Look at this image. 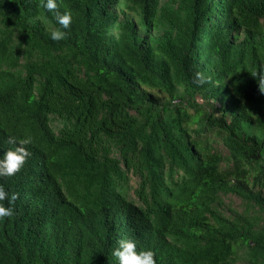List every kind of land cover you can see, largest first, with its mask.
<instances>
[{"label": "trees", "instance_id": "1", "mask_svg": "<svg viewBox=\"0 0 264 264\" xmlns=\"http://www.w3.org/2000/svg\"><path fill=\"white\" fill-rule=\"evenodd\" d=\"M57 3L0 0V264H264V0Z\"/></svg>", "mask_w": 264, "mask_h": 264}, {"label": "clouds", "instance_id": "2", "mask_svg": "<svg viewBox=\"0 0 264 264\" xmlns=\"http://www.w3.org/2000/svg\"><path fill=\"white\" fill-rule=\"evenodd\" d=\"M43 7L49 11L57 10V0H42ZM54 18L62 28H57L51 33L53 40H63L68 33L63 29L69 28L72 23L73 15L70 10L63 12L55 11ZM264 79V77H262ZM207 80L203 71H197L192 80L194 84L203 85ZM12 147L0 155V177H11L18 173L28 161L31 152L26 145L31 143V137L16 140L14 137L9 138ZM19 193L13 192L9 195L4 184H0V219L11 217L14 215V207L12 206L18 198ZM7 199L8 205L3 201ZM113 256L116 258L117 264H156V253L151 248L138 249L137 241L132 238H120L117 240L112 250Z\"/></svg>", "mask_w": 264, "mask_h": 264}, {"label": "rangeland", "instance_id": "3", "mask_svg": "<svg viewBox=\"0 0 264 264\" xmlns=\"http://www.w3.org/2000/svg\"><path fill=\"white\" fill-rule=\"evenodd\" d=\"M164 1H167V0H160L161 3L164 2ZM215 142L216 143H214V146L223 154V156H226L227 151L225 150V148L221 145L220 142H217V141H215ZM222 165H224V164H222ZM224 201H225L224 209L226 208L225 207L226 205L234 207V204L236 205L237 203H239V201L236 200L235 197L231 196V195H228V196L224 197Z\"/></svg>", "mask_w": 264, "mask_h": 264}]
</instances>
